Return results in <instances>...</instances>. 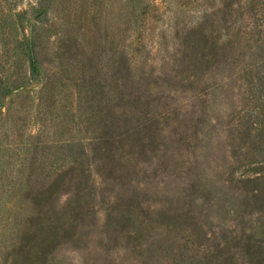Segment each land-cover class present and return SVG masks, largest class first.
I'll return each mask as SVG.
<instances>
[{
    "label": "rangeland",
    "instance_id": "1",
    "mask_svg": "<svg viewBox=\"0 0 264 264\" xmlns=\"http://www.w3.org/2000/svg\"><path fill=\"white\" fill-rule=\"evenodd\" d=\"M0 264H264V0H0Z\"/></svg>",
    "mask_w": 264,
    "mask_h": 264
},
{
    "label": "trees",
    "instance_id": "2",
    "mask_svg": "<svg viewBox=\"0 0 264 264\" xmlns=\"http://www.w3.org/2000/svg\"><path fill=\"white\" fill-rule=\"evenodd\" d=\"M28 55V54H27ZM29 56V60H30V68H31V71L33 72V73H36V72H38V70H37V60H36V58L34 57V54H32L31 53V55L29 54L28 55ZM38 74V73H37ZM36 74V75H37ZM8 93H12V89H10V88H8V91H7Z\"/></svg>",
    "mask_w": 264,
    "mask_h": 264
}]
</instances>
